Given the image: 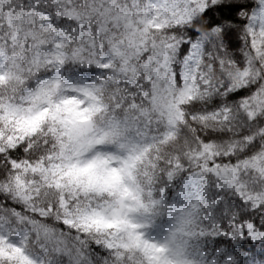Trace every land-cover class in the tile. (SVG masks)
<instances>
[{"label": "clouds", "instance_id": "clouds-1", "mask_svg": "<svg viewBox=\"0 0 264 264\" xmlns=\"http://www.w3.org/2000/svg\"><path fill=\"white\" fill-rule=\"evenodd\" d=\"M0 264H264V0H0Z\"/></svg>", "mask_w": 264, "mask_h": 264}, {"label": "snow or ice", "instance_id": "snow-or-ice-1", "mask_svg": "<svg viewBox=\"0 0 264 264\" xmlns=\"http://www.w3.org/2000/svg\"><path fill=\"white\" fill-rule=\"evenodd\" d=\"M211 12H212V9H209V10H208V14H210ZM213 22L216 23V22H218V21H215V20H214ZM14 250H18V249H14Z\"/></svg>", "mask_w": 264, "mask_h": 264}]
</instances>
